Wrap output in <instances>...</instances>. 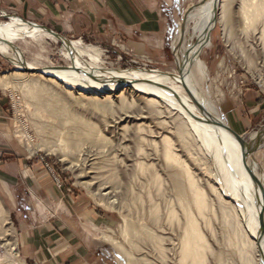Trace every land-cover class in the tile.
I'll use <instances>...</instances> for the list:
<instances>
[{
	"label": "rangeland",
	"instance_id": "1",
	"mask_svg": "<svg viewBox=\"0 0 264 264\" xmlns=\"http://www.w3.org/2000/svg\"><path fill=\"white\" fill-rule=\"evenodd\" d=\"M191 1L195 5L198 0ZM0 14L14 16L13 13L6 9H0ZM231 17L233 23L231 24L232 28L229 30L232 35L228 40L225 38L226 36L223 33L219 19L215 20L211 32L212 45L200 55V59L205 63L209 71V79L204 83V87L209 89L211 99L215 102L222 116L223 106L229 103L235 104L238 110L241 109V103L245 99L246 91L257 93L264 100V56L262 55L259 59L254 60L256 61L254 62L255 65L249 68L248 63L246 62L245 64L246 60L240 56L239 49L237 48V46L242 47L249 55L250 48L248 47V43L250 44L251 41L255 42L253 38L255 35L258 38L259 32L256 31L255 35L254 33L252 34L253 37L250 38L252 40L249 38L246 40L245 36L240 33L241 28L235 14L233 13ZM6 21H8L7 17L0 18V23ZM235 25L237 26L235 27ZM57 34L68 41L80 40L86 46L99 48L101 50L103 68L105 69L119 68L118 70L124 71L125 69L145 68L147 70H159L169 73L176 71L175 57L171 48L172 42L164 50L153 51L151 53H137L121 36L115 33L96 34L85 30L80 34ZM258 44L259 42L256 45L258 46ZM15 46L23 52L25 61L34 63L39 67H64L68 64V61L62 55V44L60 41L54 43L46 39L38 41L27 39L17 42ZM233 48L234 50H232ZM14 70V66L9 59L0 55V75L9 76L10 82L14 85V87L11 86L8 89L0 87V97L5 101L7 107L6 113L3 116V123L5 124L4 133L11 138L15 153V155L3 153L1 154V159L15 161L19 167L20 162H24L30 173L27 175L31 176L30 180L32 182L30 184L37 186L38 190L30 193L29 183L24 185L20 182L12 188L0 186V201L6 212L3 221H0V264H125L124 256L106 239V236L115 239L127 251H133L134 257L138 259L144 257V259L146 258L148 261H151L152 264H178L176 252L180 238V227L177 224L166 222L165 216L170 204V207L177 208L179 211L176 210L178 215L182 216L179 206L174 205L177 202V194L171 185L172 182H170L172 171L170 168L164 167L162 159L159 158V153L155 154L154 149L149 145L150 141H155L159 146L160 137L158 134L162 133L164 135L163 132H167V130L171 131L169 130V123L172 122L174 114L169 115L165 109L159 108V110L165 113L159 117L155 116L150 108L143 103H135L130 107L127 105V109H125L126 106L122 109V107H119V102H114L115 104L111 105L112 109L108 111H105V109L98 110L86 100L77 103V100L74 101L68 98L65 102L66 104L69 103L68 106L66 105L68 112L66 110V114H63V116L56 115L57 117H62L61 120L52 114L48 113L46 115V112L39 113L37 98L32 99V96L28 94L27 88H24V85L29 83L31 78L14 77L12 75L15 72ZM257 74H260L261 77H257ZM41 81L43 82L42 79H39V82L42 84ZM128 101L130 102V99ZM242 107L244 110L246 109L244 105ZM108 108L110 107H106V109ZM67 114H70L69 116L77 115V118L82 117L81 121L79 119L77 120L79 121L78 123L77 121L65 123V119L63 118L64 116L68 117ZM51 116L54 117L52 118ZM82 119H85V121H82ZM60 120L64 121L65 124ZM86 121L88 124L90 123L89 125H92L91 127H95L96 132H99V134L101 132V136L107 138L104 144H101L102 142L100 143V141L98 143L94 137L90 140V138L85 137L86 135L82 136V134H86L85 130H83L85 128L83 124L82 126L79 123ZM163 121H168V124H164L166 128L159 125ZM258 122L256 126L240 136L248 138L251 133L264 128V111L261 112ZM141 125H144L148 130L151 129L154 131L153 134H155L148 133L147 129L144 132H138L136 128ZM78 126L80 130L82 128L79 132L77 131L79 128L76 129ZM135 132L136 134H134ZM75 134L78 135L75 136ZM63 137L65 138L64 140ZM138 137L141 138L139 139ZM170 137L172 138L174 135H170ZM93 139L95 142L92 141ZM144 139L145 141H143ZM172 140L173 142L175 141L174 138ZM107 141L110 142L108 143ZM145 142L149 144H145ZM27 143H30L29 146ZM137 146L145 149V152L141 155L143 157L140 156L141 159L144 158L145 160L144 156L147 153L146 156L148 158L146 157L147 160L144 162H148L147 164L154 163L156 172H160L159 175L161 174L160 177H162L163 184L162 190L158 193L154 188L155 186L153 185L154 187H152L151 185L152 182L150 181L151 177L149 174L137 172L132 165L134 160L139 158L136 151ZM67 148H69V151L66 150ZM53 149L55 150L53 151ZM174 150L182 156L183 160H187L189 166L191 165V171L195 176H198L200 184L206 187L208 178L201 177L202 173L199 171L198 166L196 167V164L188 162L186 155L184 153L182 155V152L180 153V149L174 148ZM253 151L255 161L260 167L259 172L264 173V146ZM66 153H68L67 156ZM113 164L115 165L113 166ZM109 165L112 166L110 167ZM76 166L78 167L76 168ZM115 166L120 168L118 169ZM131 167L133 171H136V175ZM161 167L168 169V171H165L166 169L164 170ZM121 169L123 170L121 171ZM109 171L113 174L115 173V175ZM115 171H118V173ZM130 174L133 175L131 176ZM40 176L43 178H40ZM130 180L133 182H130ZM89 181L93 185L91 184L89 187L83 185L84 183H89ZM105 193H111L112 195L106 196L104 195ZM95 194H98V196H94ZM99 194H102V198L105 196L106 200L104 202L100 203L98 200ZM139 196L142 197L139 198ZM209 197L211 200H214L213 196ZM110 200L116 204L112 203V206V204H109L111 203ZM115 200L117 201L115 202ZM155 208L159 209V221L153 219L152 214H150V211H153ZM209 218L211 219L213 228L212 234L203 227L202 220H199V222L201 221L202 231L213 248L214 255L217 254L218 256L221 254L220 259L222 256L221 260L223 262L220 260V264H239V259L234 250L226 244L229 232L222 223L221 215L218 213L216 217L210 216ZM128 221L134 226L133 237L132 234L130 235L125 232L126 222ZM141 227H143L142 231ZM135 230L138 234L135 233ZM146 230L152 231L155 235L158 234V236L166 240L164 244L166 253L164 254L169 259L165 255H160L153 244L149 240H146L147 238L143 234ZM9 238L11 240H8ZM13 238L14 241L12 240ZM2 240L3 242H1ZM129 240L133 241V244H136L138 252L131 247ZM171 240L173 242L170 243ZM8 243L14 244V251L17 250L16 254L10 250ZM10 253L15 256H12ZM214 255L208 257L210 264H216L217 262V256ZM208 262L207 264H209Z\"/></svg>",
	"mask_w": 264,
	"mask_h": 264
},
{
	"label": "bare ground",
	"instance_id": "2",
	"mask_svg": "<svg viewBox=\"0 0 264 264\" xmlns=\"http://www.w3.org/2000/svg\"><path fill=\"white\" fill-rule=\"evenodd\" d=\"M198 1L195 5L191 4L186 10L184 20L179 23L172 40L171 48L176 65V71L172 73L161 72L159 70H147L145 68L125 69L126 71L118 70L119 68L105 69L103 68L101 50L99 48L86 46L80 40H63L38 24L4 14H0V18L7 17L8 21L0 23V55L6 59L8 58L14 66L15 72L12 74L14 77L31 78L30 82L28 80L29 83L24 85V88H27V91H29L28 94L32 96V99L35 97L37 98L39 113L46 112V115L49 113L55 117H57L56 115L63 116V114H66V105H69V103H65L66 99L70 98L74 101L77 100V103L86 100L98 110L105 109V111H108L112 109L111 105L113 106L115 104L114 102H119V107H122V109L124 106H126L125 109H127V105L130 107L135 103H143L150 108L155 116L159 117L165 113L159 110V108L165 109L169 115L174 114L172 122L169 121V130L171 131L166 129L167 132L164 130V135H162V133L158 134L160 137L159 146L155 141H150V144L145 142V144L148 143L152 146L154 149L152 150L155 151V154L159 153V158L162 159L161 161H163L164 167L170 168L172 171L171 174L169 171L170 182H172L171 185L177 194V204L175 203L174 205L179 206L182 216L178 215L179 211L177 208L170 207L171 204L170 206L168 205V209L165 207L167 209L165 216L166 222L177 224L178 227H180V238L179 243L177 242L178 250L176 252L178 264H207L208 257L215 254L202 231L200 225L201 221L199 222V220L203 221V227L212 234L213 228L209 217H216L218 213L221 215L224 227L229 232L226 244L234 250L239 259V264H264V173L259 172L260 167L255 161V154L253 151L264 146V128L251 133L248 138L241 136V138L244 139L243 144L235 139L228 130L232 129L227 125L215 102L211 99L209 89L204 87V83L209 79V71L205 63L200 59L201 53L212 45L211 32L215 20L219 19L227 40L232 35L229 29L232 28L231 24L233 23V19L231 16L234 13L241 28V32H239L245 36L246 40L252 38V34L254 33L255 35L256 31L259 32L258 38H256V35L253 38L255 42L251 41L250 44L248 43V47L250 48L249 55L242 47L237 46L240 56L246 60L245 64L247 62L249 68L255 65L254 62L256 61L254 60L259 59L262 55L264 56V0ZM236 26L237 25H235V27ZM27 39L34 41L46 39L54 43L60 41L62 44V55L65 60L68 61V64L64 67H39L34 63L25 61L23 52L15 45L17 42ZM257 41L259 42L258 46L256 45L258 43ZM232 50H234V48ZM257 77H261V75L257 74ZM39 79L43 80V82L41 81L42 84L39 82ZM261 80L263 81L262 78ZM11 86L14 87L10 82L9 76L0 75V87L8 89ZM74 95H77V97ZM129 99L130 102L128 101ZM106 107L110 108L106 109ZM69 115L70 114H67L68 117L64 116L63 119H65V123L75 122L79 119L81 121L82 117L77 118V115ZM54 116L51 117L53 118ZM55 120L57 121L56 118ZM64 121L61 122L64 123ZM82 121H85V119H82ZM158 121L160 122V120ZM78 122L79 121H77V123ZM79 124H83L85 128L83 130H85L86 134H82V136L86 135L85 137L88 139L90 138V140L94 137L98 143L99 141L100 143L102 142L101 144L105 143L107 138L101 136V132L100 134L96 132L95 127L93 128L91 127L92 125H89L90 123L88 124L86 121ZM164 124H168V121H163V123L161 122L159 125L164 127ZM78 128L79 126L76 129ZM125 129L127 128L125 127ZM136 129L138 132H144L146 129L150 134L154 132L151 129L148 130V128H145L144 125L138 126ZM81 130L79 128L77 131L79 132ZM134 134H136V132ZM77 135L75 134V136ZM170 135H174V137H172L175 139L174 142ZM138 138L140 139L141 137ZM64 139L63 137V140ZM94 139L92 141H94ZM78 141L80 140L78 139ZM143 141H145V139ZM141 143L143 144V142ZM29 144L30 143H27L28 146ZM76 146L79 145L77 144ZM136 148L139 158H137V160L135 159L132 165L137 172L142 174L148 173L151 177L150 181L152 182V187L155 186L154 188L157 190V193L160 192L163 184L162 177H160L161 174L159 175L160 172H156L155 166L153 165L154 163L147 164L148 162H144L147 160V153H145L144 156L145 160L144 158L141 159V157H143L141 155L145 152V149L140 146ZM174 148L180 149V153L182 152V155L183 153L186 155L188 162L196 164V167L198 166L199 171L202 173L201 177L208 178L206 187L200 184L198 176H195L191 171V165L189 166L187 160H183L182 156L179 155ZM54 150L55 149H53V151ZM66 150L69 151V148ZM49 152L51 153L50 150ZM67 154L68 153H66V156ZM81 156L83 157V155ZM114 165L115 164H113V166ZM109 166L111 167L112 165ZM77 167L78 166H76V168ZM115 167L118 168V166ZM166 168H164V170ZM94 169L96 168L94 167ZM122 170L123 169H121V171ZM165 171H168V169ZM115 172L118 173V171ZM111 174L113 173L111 172ZM113 175H115V173ZM130 175L132 176L133 174ZM131 180L130 182H133ZM91 184L89 181V183H84L83 185L89 187ZM98 189L100 188L98 187ZM101 195L99 194L98 199L100 203L106 200L104 195L111 196L112 194L105 193L103 195L105 199L102 198ZM94 196H98V194ZM209 196H213L214 200H211ZM140 197L142 196H139V198ZM151 197L153 196L151 195ZM116 201L117 200H115V202ZM112 203L114 202L109 204ZM2 205L0 201V221H3L6 213ZM108 206L110 207V205ZM158 208L150 211V214H152L153 219L156 221H159ZM129 222L130 221L126 222L125 232L130 235L132 234L133 237L134 226ZM143 227L140 228L141 231ZM3 230L5 229L3 228ZM135 233H137L136 230ZM143 234L146 236V240H149V242L153 244L160 255L166 256V254H164L166 253L164 249L166 240L163 237L158 236V234L155 235L152 231L150 232L147 230ZM106 239L124 256L125 264H152L151 261H148L146 258L144 259V257L139 259L134 257L135 254L133 251H127L112 237L106 236ZM8 240L11 239L9 238ZM12 240L14 241V238ZM1 242H3V240ZM171 242L173 241L171 240L170 243ZM129 243H131V247L136 250V244H133V241ZM8 245H10L11 251L15 250L14 244L8 243ZM16 251H14V254H16ZM11 255L15 256L13 254ZM220 255L221 254L218 256L217 254L214 255L217 256L218 263L216 262V264L221 263L220 260L222 256L220 259ZM165 256L162 257L166 258L167 256ZM167 259L169 258L167 257Z\"/></svg>",
	"mask_w": 264,
	"mask_h": 264
},
{
	"label": "crops",
	"instance_id": "3",
	"mask_svg": "<svg viewBox=\"0 0 264 264\" xmlns=\"http://www.w3.org/2000/svg\"><path fill=\"white\" fill-rule=\"evenodd\" d=\"M192 3L191 0H0V9L62 35L85 30L115 33L137 53H151L168 47ZM223 107L221 116L227 125L238 135H244L259 123L264 100L257 93L246 91L241 109L232 103ZM6 109L0 97V186L12 188L18 182L29 183V192H36L38 188L30 184L31 176L27 175L30 173L24 162L19 167L15 161L1 159L3 153L15 155L11 138L4 133Z\"/></svg>",
	"mask_w": 264,
	"mask_h": 264
},
{
	"label": "water",
	"instance_id": "4",
	"mask_svg": "<svg viewBox=\"0 0 264 264\" xmlns=\"http://www.w3.org/2000/svg\"><path fill=\"white\" fill-rule=\"evenodd\" d=\"M183 19H184V16H183V18H182V21H183ZM45 29H47V28H45ZM49 32H51L53 35H55V36H57V37H60L61 39H63V40H66V39H64L63 37H61L59 34H57V33H55V32H53V31H51V30H49V29H47ZM230 132H231V134L235 137V139L237 140V141H239L240 143H244V139L243 138H241V136L240 135H238V134H236L234 131H232V130H230V129H228Z\"/></svg>",
	"mask_w": 264,
	"mask_h": 264
}]
</instances>
